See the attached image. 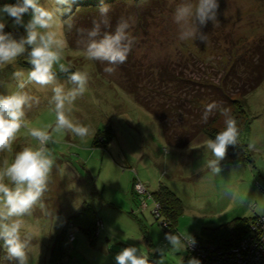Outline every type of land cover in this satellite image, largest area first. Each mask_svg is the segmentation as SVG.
<instances>
[{
  "label": "rangeland",
  "instance_id": "rangeland-1",
  "mask_svg": "<svg viewBox=\"0 0 264 264\" xmlns=\"http://www.w3.org/2000/svg\"><path fill=\"white\" fill-rule=\"evenodd\" d=\"M79 1L85 0H76L72 11ZM181 2L157 0L152 12L142 10L149 12L142 18L132 9L119 10L113 23L108 17L110 26L107 29L102 26V32L114 31L121 17L135 20L130 28L135 42L125 62L129 70L120 65L112 75L103 71L106 62L87 60L83 48L76 44L80 39L78 29L91 28L93 22L89 24L85 17L82 25L84 21L77 17L71 30L64 26L67 46L61 62L70 65L72 71L89 74L88 89L72 105L70 117L74 122L90 125L92 131L84 139L67 132L56 134V143L48 145L56 164L64 166V170L61 172L54 166L43 198L51 215H44L37 207L31 217L25 218L21 235L35 231L36 247L29 264H53L51 248L60 239L64 264H116L115 256L131 246L141 248L149 261H157L161 259L157 249H170L165 240L167 233L189 234L210 242L202 235L203 228L264 215V79L246 95L232 97L241 106L234 103L225 107L237 121L240 142L248 145L255 140L256 146L249 149L250 162L232 164L225 157L219 176L201 171L205 158L211 157L205 144L209 137L199 131L202 117L194 120L198 121L195 127L188 126L192 125L188 120L193 116L189 110L196 111V94H192L196 86L185 83L189 87L183 98L172 102L184 106L183 119H188L185 121L188 127L178 126L182 112L171 106L169 96L156 94L163 89L176 96L174 86L164 89L160 81L169 77L168 73L176 76L175 84L188 77L225 81L230 92L242 87L251 71L243 62L249 56L243 52L264 43V0H217L216 23L209 21L200 26V31L208 36V43L178 39L179 28L173 16ZM16 3L17 0H0V7ZM72 13L61 19L67 20ZM91 18L98 20L100 13L92 14ZM23 19L26 24L31 17L25 14ZM0 22L6 25L5 32L15 38L26 35L24 27L14 25L13 18L4 15ZM31 68L25 54L13 65L0 69V94L16 91L14 71L22 69L27 73ZM54 71H59L58 66ZM57 76L61 82L67 79L65 74ZM198 88L204 89L199 85ZM25 91L40 100L38 106L26 110L29 127L50 131L49 126L55 124V114L49 106L51 89L30 85ZM209 98L201 99L200 104L215 102L224 106L221 99ZM202 105L200 116L205 111ZM212 126L224 129L220 113ZM37 145L22 128L12 151L0 153V166L5 159L11 163L24 147ZM136 181L144 185L153 200L151 192L160 185L168 186L181 200L183 210L173 229L164 228L163 219L152 211L154 203L148 194L140 195L135 190ZM229 184L239 186L240 199L233 200L226 194ZM143 200L148 204L146 207ZM250 202L256 204L250 207ZM93 218L100 223L97 227L96 222L95 236L90 239L82 227H89ZM188 252V249L168 251L164 264H185ZM5 256L0 241V264H18L4 259Z\"/></svg>",
  "mask_w": 264,
  "mask_h": 264
},
{
  "label": "clouds",
  "instance_id": "clouds-1",
  "mask_svg": "<svg viewBox=\"0 0 264 264\" xmlns=\"http://www.w3.org/2000/svg\"><path fill=\"white\" fill-rule=\"evenodd\" d=\"M76 0H17L16 4L0 7V20L6 15L13 18L15 26H22L26 35L15 38L12 33L5 32V23L0 22V69L13 65L18 57L26 54L32 68L27 73L22 69L13 73L16 81V91L8 95L0 94V153L11 152L12 145L22 128L38 142L37 147H24L16 153L14 160L7 159L0 166V241L6 252L4 259L18 264H29L32 250L36 245L35 231L25 232V218L31 217L39 207L44 215H51L44 202L45 193L49 189L50 176L54 166L61 172L64 166L58 165L53 157L49 143H56L54 136L70 133L80 139L86 138L92 131L91 126L73 121L70 117L72 105L78 97H82L88 89L89 74L86 71H72L70 65L61 62L67 42L63 37V28L73 27L72 17L62 20L61 17L72 12ZM217 0H182L174 12V22L178 25L181 41L199 39L208 43V36L200 31L209 21L216 23ZM110 7L101 5L100 19L93 20L90 29H78L80 39L76 41L82 47L85 57L90 61L107 64L103 71L112 75L123 65L132 50L135 38L130 28L135 23L134 18L121 17L114 31H103L110 26L108 19ZM31 19L25 24L24 15ZM199 25V26H198ZM58 66L59 73L67 79L61 82L54 67ZM30 85L40 89H51L49 106L55 114V124L50 125V131L29 127L26 110L39 105L38 97L25 91ZM218 108L224 117V129L219 131L215 139H207L206 151L211 157L205 158L201 171L208 176H219L222 168L221 161L227 155L229 146L239 144L240 131L231 110L218 106L215 102L208 105L202 116L207 123L209 115ZM256 141L251 140L247 147L254 149ZM226 194L233 200L241 198L239 186L229 184ZM256 202H250L249 206ZM165 240L170 249L159 248L161 259L154 264H164V256L168 251L180 252L196 244L189 234L167 233ZM116 264H150L149 256L141 248L135 246L124 248L115 256ZM187 264H201L195 257Z\"/></svg>",
  "mask_w": 264,
  "mask_h": 264
},
{
  "label": "trees",
  "instance_id": "trees-1",
  "mask_svg": "<svg viewBox=\"0 0 264 264\" xmlns=\"http://www.w3.org/2000/svg\"><path fill=\"white\" fill-rule=\"evenodd\" d=\"M157 0H85V1H79L76 6L74 7V10L72 11V23L75 18L81 17L82 21H84L87 17V20H89V24H91L92 21V14L98 13L99 14V8L101 5H107L110 7L108 17H110V20L113 21L115 20V14L119 10H133L137 13L138 17H144L146 16L149 12H152L151 9H153L155 6H152L154 2ZM142 10H149V12H143ZM85 18V19H84ZM100 19V18H99ZM82 24V23H81ZM82 25H85V21L83 22ZM84 29V28H83ZM87 29H90L87 28ZM249 47L247 50H245L243 53L248 54V59L243 60V62H246L247 68H250V72H248L246 80H243V86H239L234 91L230 92L228 88V83L225 81L218 83L214 82L212 80H204V79H191L188 77H182V80L178 83L175 84L177 81L176 76H170V74L173 73H168L167 78H161V82L165 85L163 86L164 89L167 88L168 86H174L176 93V96L172 95V93L168 92L167 90H163L161 92H156V94H162L166 93L169 96V101L172 107H175V109L179 110L182 112V119L178 120V126H187L186 125V119L185 114H184V106L182 105H174L172 102L174 100L182 99L185 92L188 90V84L186 85L185 83H190L189 85H195L196 89L192 91V94H196L195 99H194V108L196 111H191V119L188 120V123L190 122L192 125L188 126H194V123H198V121L194 122L195 119H199L200 117V112L202 113V110L199 109V106L202 105L200 104L201 99H206V97H211L209 99L213 101H220L223 102L224 106L222 107H227L230 106L234 103L238 104L241 106V102L239 100H233L232 97L234 95H246L249 91L252 89L256 88L258 84L264 79V43H261L260 46L257 47V49ZM244 56V55H243ZM128 61V59H127ZM248 61V62H247ZM123 69H127L125 63L123 64ZM57 75H62L59 73V71H56ZM238 79L242 80L241 77H238ZM199 86H203L204 89L200 90L198 88ZM231 87V86H230ZM205 88H209V91H205ZM184 91V93H182ZM182 93V94H181ZM207 95V96H206ZM209 101V100H208ZM210 102H208L207 105H202L203 108L207 107ZM202 108V109H203ZM219 110L218 108L214 110L212 115H209L207 123H204L203 121L200 123L201 124V129L199 131H203L206 136H208L211 139H215L216 134L219 131L222 130H217L212 126V123L216 120L218 116ZM193 117H195L193 119ZM198 125V124H197ZM187 126V127H188ZM226 157L232 164H239L243 162H250L251 161V152L249 148L247 147L246 144L240 142L236 146H229L228 152ZM150 193V192H149ZM153 194L155 202H157L160 207H161V215L162 219L164 222L168 223V227L164 228H170L173 229L175 224H176V218L177 216L182 212L183 207L181 200L177 197V195L169 189L165 185H160L159 188L153 192H151V195ZM250 219L246 218H237L234 219L233 221L227 223V224H222L216 228L208 229V228H203L202 230V235L206 237L210 242L221 244L224 246H229V245H235L246 233H247V226H248V221ZM98 220L96 218H93L90 222L89 227L83 226L84 232L88 235V237L94 238L95 236V226L96 222ZM194 239H200V237H195ZM61 239L56 241L51 250L50 254V259L53 264H58L60 262L61 264H64L63 262V249L61 248ZM190 252H188L187 258H189ZM150 264H154V261H149Z\"/></svg>",
  "mask_w": 264,
  "mask_h": 264
},
{
  "label": "built area",
  "instance_id": "built-area-1",
  "mask_svg": "<svg viewBox=\"0 0 264 264\" xmlns=\"http://www.w3.org/2000/svg\"><path fill=\"white\" fill-rule=\"evenodd\" d=\"M135 190L140 195L150 193L140 181L134 183ZM152 211L157 218H161V207L153 201ZM148 204L143 200V206ZM100 221H97V227ZM163 226L168 227V223L163 221ZM196 244L189 247L190 258L195 257L201 264H264V215L256 216L248 221L247 233L235 244L224 246L217 243L206 242L195 239ZM58 264H61L60 262Z\"/></svg>",
  "mask_w": 264,
  "mask_h": 264
},
{
  "label": "crops",
  "instance_id": "crops-1",
  "mask_svg": "<svg viewBox=\"0 0 264 264\" xmlns=\"http://www.w3.org/2000/svg\"><path fill=\"white\" fill-rule=\"evenodd\" d=\"M168 187V186H167ZM169 188V187H168ZM170 189V188H169ZM51 250H52V248H51Z\"/></svg>",
  "mask_w": 264,
  "mask_h": 264
}]
</instances>
